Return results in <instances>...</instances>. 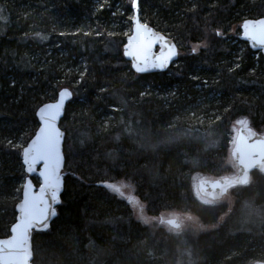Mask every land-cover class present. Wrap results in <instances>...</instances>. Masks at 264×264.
Returning <instances> with one entry per match:
<instances>
[{"label": "trees", "instance_id": "obj_1", "mask_svg": "<svg viewBox=\"0 0 264 264\" xmlns=\"http://www.w3.org/2000/svg\"><path fill=\"white\" fill-rule=\"evenodd\" d=\"M115 1L108 0L110 7ZM119 1L124 12H130L126 0ZM139 1L155 14L145 13L141 21L169 37L166 32L179 35L178 58L164 72L132 71L123 55L128 34H110L96 22L109 18L111 10L103 7L95 13L94 0H0V238L9 234L15 219L26 176L21 150L38 126L36 109L68 86L60 81L68 74L66 69L71 72L77 62H85L87 74L94 76L101 73L96 65L103 66L114 92L88 85L86 76L80 77L82 84L70 87L73 97L60 122L65 132L64 189L50 228L32 234V264L264 261V173L255 170L248 183L230 189L234 199L230 208L202 198L192 183L195 174L204 178L228 174L232 121L244 118L249 127L264 132V57L236 36L244 19L264 17V0ZM172 22L177 30L169 26ZM228 37L241 47L243 60L235 67L226 61L237 48ZM202 42L203 47L195 45ZM134 85L174 87L185 105L203 97L219 103L220 117L211 126L216 145L179 138L182 129L194 130L170 128L172 109L155 95L130 100L134 92L124 87L140 89ZM112 105L121 109H107ZM76 107L82 124L67 119ZM100 107L114 115L116 123L98 140L91 130L93 119L84 111ZM118 180L134 187L147 214L189 212L212 228L169 233L142 224L129 203L108 190L106 184ZM247 209L256 213L244 214Z\"/></svg>", "mask_w": 264, "mask_h": 264}, {"label": "water", "instance_id": "obj_2", "mask_svg": "<svg viewBox=\"0 0 264 264\" xmlns=\"http://www.w3.org/2000/svg\"><path fill=\"white\" fill-rule=\"evenodd\" d=\"M131 10L130 33L123 46L124 58L137 74L166 71L178 58L177 44L171 37L141 21L138 0H132ZM239 30V39L264 57V17L244 19ZM72 97V90L63 87L57 91L54 100L36 109L38 126L21 150L26 176L14 208L15 219L9 227V234L0 238V264H32V234L47 231L57 215L56 208L64 189L62 170L65 164V132L60 122ZM230 156L236 174L198 180L196 190L202 198L218 200L230 189L248 183L253 171L264 173V132L259 133L249 126L239 127ZM34 177L38 184L34 183ZM166 223L178 227L173 219ZM254 264H264V261Z\"/></svg>", "mask_w": 264, "mask_h": 264}, {"label": "rangeland", "instance_id": "obj_3", "mask_svg": "<svg viewBox=\"0 0 264 264\" xmlns=\"http://www.w3.org/2000/svg\"><path fill=\"white\" fill-rule=\"evenodd\" d=\"M127 4L131 8L132 0H126ZM111 2H108V0H94V9L93 11L96 13L103 7H108L111 11L109 13V18H102L101 20H96V22L100 23L101 26L110 34L114 33H124L129 34L130 33V18L132 15V10L130 9V12H124L122 3L119 0H116L114 3V6L110 7ZM194 4L190 6V8H193ZM138 8L140 13V19L144 16L145 13L150 14L152 16H155L154 10H147L145 9V5L141 3V1L138 0ZM142 9V11H141ZM152 9V8H151ZM181 17V16H180ZM126 20H129V27L126 28L127 22ZM143 21V20H142ZM172 29L177 30V23L172 22L169 25ZM76 34L79 33L77 30L75 31ZM87 29H83V35H86ZM168 35L171 36V38L175 41V43L179 46V35H173L166 32ZM240 30L237 31L236 36L240 35ZM229 34H232V36L235 35L234 28L230 29ZM228 42L230 45L234 46L236 44V52L235 55L231 56V58L227 59L226 61L228 63H231V66L235 67L240 62H242V56H241V47L237 43L236 39L232 37H228ZM195 45H204L202 42L201 44H195ZM195 50H197V46H194L192 44L191 46ZM203 47V46H202ZM181 53V52H180ZM184 51H182V54ZM85 62H77V66L73 67L72 71L69 72V69H66L67 75H63L60 79V81H64L68 83V88L71 86H77L82 83H80V77L86 76L88 78L87 82L90 86H97L96 89L99 88L110 91L112 89L111 84L113 81L107 77L102 71H104L103 66H97V68L100 70L101 73H97L96 76L92 75L91 73L87 74L88 68L84 65ZM72 73L74 74L73 77L68 78L69 74L72 76ZM87 74V75H86ZM80 83V84H79ZM136 86V85H134ZM133 87V86H132ZM137 88H140L139 90L135 91L130 86L124 87L126 90H132L134 92V95L130 98V100H136V98H140L141 96H148V95H155L156 97L160 98L163 103L165 104L167 109H172V118L170 119V128L175 129H182L183 126H187L188 128H191V130H194L193 132H188L186 130H179L180 131V137H187L189 138H195L198 140H202L205 146H215L217 143V139L214 132L211 129L212 122L220 117V112L218 108V104L216 102H212L210 99L199 98L198 102H195L192 106L185 105L179 97V94L177 90H175L174 87H165L162 85H158L156 87L151 86H143ZM71 89V88H70ZM116 89V88H114ZM114 92V90L112 89ZM119 98H121L123 105L126 104V101L124 100V96L122 94L118 95ZM211 98V97H210ZM215 100V99H212ZM107 109L111 110H119L121 109L119 105H112L108 106ZM98 114V115H97ZM84 115L87 118L93 119L92 125L93 128L91 129L94 134L98 137V140H100L102 134L106 132L109 129H112L114 127V124L116 123V120L114 119V115L111 113H106L102 111V108H98L92 113L88 110L84 111ZM80 116V107H76V110L71 112L68 116V120H71L75 122V124H82V120L79 119ZM131 119L130 117H128ZM70 121V122H71ZM126 124L130 127L132 125L131 122L127 119ZM248 126V121L244 118L232 121L228 126V141H229V149L227 151V175L226 176H233L236 174V166L234 165L231 156H230V150L232 147V144L234 142V138L236 135V132L239 127H245ZM70 128V127H69ZM177 131V132H179ZM89 132V130H88ZM138 135V134H137ZM143 140H145L143 138ZM147 142V141H146ZM207 179H216L215 177H206ZM204 179V176L195 174L192 177V183L193 187L196 188V183L198 180ZM108 190L114 194H116L119 198L125 199L130 206L132 215L135 219H137L142 224L150 226L152 229L156 228H163L165 231L169 233H180L182 231H192V232H202L208 229H211L212 226H203L200 224L198 219L189 212L179 211V210H167V211H161L157 215H150L146 212V205L142 201H140L134 192V187L125 180H118L113 181L106 184ZM209 201V200H208ZM213 202H219L225 204L228 208H230L233 205L234 199L232 197L231 191L229 190L225 195H223L218 200H215ZM248 213H256L253 210H245L244 214ZM245 215H242V218H244ZM168 219H173L178 224L177 228L171 227L169 224L166 223Z\"/></svg>", "mask_w": 264, "mask_h": 264}]
</instances>
